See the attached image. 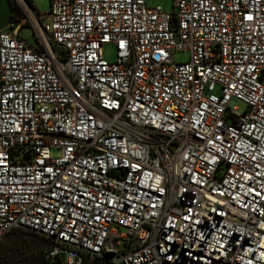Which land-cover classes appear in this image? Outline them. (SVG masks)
Masks as SVG:
<instances>
[{"label": "built area", "instance_id": "2783aa9c", "mask_svg": "<svg viewBox=\"0 0 264 264\" xmlns=\"http://www.w3.org/2000/svg\"><path fill=\"white\" fill-rule=\"evenodd\" d=\"M173 1L51 0L22 6L35 44L0 30V242L36 233L48 264H264V0Z\"/></svg>", "mask_w": 264, "mask_h": 264}, {"label": "rangeland", "instance_id": "374dc122", "mask_svg": "<svg viewBox=\"0 0 264 264\" xmlns=\"http://www.w3.org/2000/svg\"><path fill=\"white\" fill-rule=\"evenodd\" d=\"M32 2L33 8L36 12L40 13L41 15H47L51 10V0H30ZM26 0H22L20 6H23L26 10H30V6L26 3ZM149 6H161L165 11L173 12L175 10V5L173 0H146ZM21 35L31 44H35L36 34L35 30L31 26L23 27L21 31ZM104 56L105 59L109 62H113L116 59V48L113 44H107L104 47ZM189 53L184 51H179L175 53V58L178 61H188L189 60ZM219 88H217V92ZM238 105L243 107V103L238 101ZM54 153H57L55 151ZM31 234V232L27 230H17L7 236L1 243H0V255L8 256V260H11L12 257H18L15 249L21 247L20 239L24 238ZM23 241V240H22ZM43 242V240H42ZM9 251V253H8ZM16 253V254H15Z\"/></svg>", "mask_w": 264, "mask_h": 264}, {"label": "trees", "instance_id": "16d2710c", "mask_svg": "<svg viewBox=\"0 0 264 264\" xmlns=\"http://www.w3.org/2000/svg\"><path fill=\"white\" fill-rule=\"evenodd\" d=\"M28 2L33 8L32 2L30 0H28ZM11 3L12 20L10 24L18 25L22 23V28L25 26H30L29 23L25 21L26 12L24 11L23 7L20 6L15 0H11ZM20 242L21 247L15 249V252L19 256H16L15 258L12 257L11 260H8V256L5 257L1 254L0 264H48L45 259V249L49 246V242L45 238L41 237L36 233L31 232V234H28L27 236H24V238L20 239Z\"/></svg>", "mask_w": 264, "mask_h": 264}, {"label": "water", "instance_id": "95a60500", "mask_svg": "<svg viewBox=\"0 0 264 264\" xmlns=\"http://www.w3.org/2000/svg\"><path fill=\"white\" fill-rule=\"evenodd\" d=\"M27 4L30 6L29 2ZM12 20L11 0H0V30L6 28Z\"/></svg>", "mask_w": 264, "mask_h": 264}]
</instances>
